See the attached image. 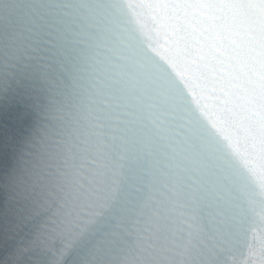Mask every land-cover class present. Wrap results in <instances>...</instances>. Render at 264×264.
I'll return each mask as SVG.
<instances>
[{"label": "clouds", "instance_id": "1", "mask_svg": "<svg viewBox=\"0 0 264 264\" xmlns=\"http://www.w3.org/2000/svg\"><path fill=\"white\" fill-rule=\"evenodd\" d=\"M16 93L3 264H264V0H0Z\"/></svg>", "mask_w": 264, "mask_h": 264}]
</instances>
